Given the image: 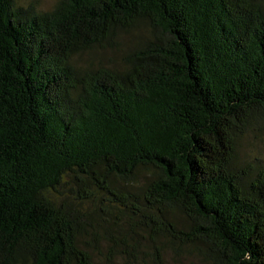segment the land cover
Here are the masks:
<instances>
[{
  "label": "trees",
  "instance_id": "obj_1",
  "mask_svg": "<svg viewBox=\"0 0 264 264\" xmlns=\"http://www.w3.org/2000/svg\"><path fill=\"white\" fill-rule=\"evenodd\" d=\"M123 35L119 67L78 66ZM258 133L264 0H0V264H264Z\"/></svg>",
  "mask_w": 264,
  "mask_h": 264
},
{
  "label": "rangeland",
  "instance_id": "obj_2",
  "mask_svg": "<svg viewBox=\"0 0 264 264\" xmlns=\"http://www.w3.org/2000/svg\"><path fill=\"white\" fill-rule=\"evenodd\" d=\"M58 0H16L19 7H27L30 4L35 5L39 12H46L51 10ZM134 35L147 36L148 28L141 26L135 29ZM131 35H123V38L119 39V47L114 50H108L102 53L94 52L90 55H84L76 58L78 66L81 68H89L92 65L97 66L100 62L109 66L111 62H114V66L119 67V61L122 53L127 51L132 46ZM238 160L241 164L251 162L256 158L264 161V136L258 134H248L239 142L237 148ZM176 247H165V249L159 255L160 259H155L154 251L146 253L143 252L135 254L136 259H122L118 256L107 257L105 249H101L103 254L95 252L94 264H208L204 260L199 258L195 252H190L187 248H181L175 250ZM185 249V250H183ZM110 258V259H107Z\"/></svg>",
  "mask_w": 264,
  "mask_h": 264
}]
</instances>
